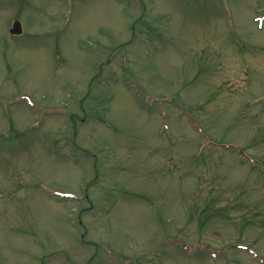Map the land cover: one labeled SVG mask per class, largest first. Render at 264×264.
<instances>
[{
    "label": "rangeland",
    "instance_id": "374dc122",
    "mask_svg": "<svg viewBox=\"0 0 264 264\" xmlns=\"http://www.w3.org/2000/svg\"><path fill=\"white\" fill-rule=\"evenodd\" d=\"M0 264H264V0H0Z\"/></svg>",
    "mask_w": 264,
    "mask_h": 264
},
{
    "label": "water",
    "instance_id": "95a60500",
    "mask_svg": "<svg viewBox=\"0 0 264 264\" xmlns=\"http://www.w3.org/2000/svg\"><path fill=\"white\" fill-rule=\"evenodd\" d=\"M21 26H20V23L19 22H16L15 23V25H14V27H13V29L11 30V32L13 33V34H19V33H21Z\"/></svg>",
    "mask_w": 264,
    "mask_h": 264
}]
</instances>
